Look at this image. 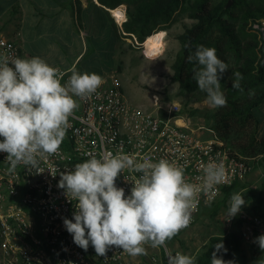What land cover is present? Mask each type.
<instances>
[{
	"label": "clouds",
	"instance_id": "obj_1",
	"mask_svg": "<svg viewBox=\"0 0 264 264\" xmlns=\"http://www.w3.org/2000/svg\"><path fill=\"white\" fill-rule=\"evenodd\" d=\"M259 24H264V19L254 27ZM188 61L195 62L192 79L206 93L205 103L214 109L226 106L221 79L229 66L217 56L216 49L198 45ZM71 73L62 86L56 69L39 56L11 61L0 57V152L7 153L9 171L23 164L41 172L37 157L58 150L69 127V117L78 108L74 96L83 99L102 84L95 72L81 74L73 68ZM231 79L232 87L242 92L241 73L233 72ZM124 169L140 173L127 196L125 189L116 184ZM202 173L201 183H190L184 168L165 158L153 162L145 157L137 162L119 152L92 156L74 169L60 172L58 187L65 190L70 202H76L73 218L65 217L64 225L77 246L87 251L91 243L97 256H105L111 246L132 256L146 255L145 244L164 246L189 225L197 197L203 193L211 199L216 186L226 179L223 162L209 161L202 166ZM247 203L244 194L233 193L226 219L237 216ZM254 243L264 252V234L257 236ZM214 247L211 264H236L235 260L223 258L222 250L227 252L223 239ZM195 261V256L181 252L168 256V264ZM255 264H264V256Z\"/></svg>",
	"mask_w": 264,
	"mask_h": 264
},
{
	"label": "built area",
	"instance_id": "obj_2",
	"mask_svg": "<svg viewBox=\"0 0 264 264\" xmlns=\"http://www.w3.org/2000/svg\"><path fill=\"white\" fill-rule=\"evenodd\" d=\"M122 8L125 18L116 20L120 24L127 19ZM0 57L11 61L36 56L29 55L16 37L8 38L0 32ZM44 60L56 69L62 86L66 85L74 65L64 67ZM111 77L108 83L102 79L90 96L83 99L74 96L78 108L69 117V127L58 150L37 157L41 172L23 164L9 171L7 153L0 152V264H121L132 257L116 246H111L105 256H97L91 243L85 251L73 242L64 225L65 217L73 218L76 202H70L65 190L58 187L60 172L72 170L92 156L100 158L119 152L137 162L145 157L153 162L165 158L184 168L187 182L197 184L201 183L203 165L209 161L223 162L225 182L216 186L211 199L203 193L197 197L190 223L180 231L196 223L204 208L218 199L225 186L252 171L255 156L215 137L212 128L207 129L213 135L203 137V127L191 125L180 102L164 101L155 93L151 108L136 105L125 95L118 77L115 74ZM139 175L124 169L116 184L125 189L127 196ZM236 219L240 220L239 231L244 241L252 243L264 234L261 216L242 209L227 222L232 224ZM164 246L167 249L166 243ZM144 247L153 248L150 244Z\"/></svg>",
	"mask_w": 264,
	"mask_h": 264
},
{
	"label": "trees",
	"instance_id": "obj_3",
	"mask_svg": "<svg viewBox=\"0 0 264 264\" xmlns=\"http://www.w3.org/2000/svg\"><path fill=\"white\" fill-rule=\"evenodd\" d=\"M86 1L84 5L82 0H23L22 5L27 6L28 24L41 35L42 42L39 48L34 46L26 52L64 67L74 65L81 74L95 72L101 77L122 67L120 55L126 51L122 40L130 39V44L140 45L148 36L167 30L174 21L186 16L192 21H184L183 32L176 36L180 49L172 64L171 80L178 82L181 93L188 92L196 98L206 97L192 79L195 62H189L188 56L201 44L215 48L217 56L228 64L229 69L221 79V90L227 104L212 112L210 127L214 136L247 155L254 156L264 151V134L258 136L260 118L256 112L264 102V36L260 24L254 27L264 19V0ZM122 4L126 6L127 19L119 25L111 9ZM20 6L19 3L13 4L11 11L16 12ZM39 26L41 28L37 30ZM21 36L20 31L16 39ZM235 71L243 77L242 92L232 87L231 77ZM238 186L240 180L225 186L221 193L223 198L210 207L229 206L231 195ZM247 189L241 194L252 198L249 210L264 218V181L259 187ZM242 209L246 207L242 206ZM236 222L240 225L239 219ZM220 239L227 249L226 253L222 250L225 260L246 264L247 260L238 253L243 240L239 230L212 235L196 253L195 264H211V254ZM165 264L168 263L165 261Z\"/></svg>",
	"mask_w": 264,
	"mask_h": 264
},
{
	"label": "rangeland",
	"instance_id": "obj_4",
	"mask_svg": "<svg viewBox=\"0 0 264 264\" xmlns=\"http://www.w3.org/2000/svg\"><path fill=\"white\" fill-rule=\"evenodd\" d=\"M21 4L16 8V12L11 11L13 4ZM23 0H0V32L8 38L16 37L22 32V38L17 39L24 49L29 52L35 47L42 45L41 35L28 24L27 6H23ZM23 6V7H22ZM120 7L126 8L125 4ZM116 20V19H115ZM190 23L192 20L186 16L181 20H176L165 30L164 45L162 52L157 57L147 54L144 42L140 45L130 44V39L122 40L125 52L121 53V68L114 69L111 72L101 76L106 83L111 81L112 74L118 77L123 90L130 102L143 107L151 108L153 106V94L157 93L164 101L176 100L181 103L184 113L188 117L192 126L203 127L202 136L211 137L212 112L214 108L209 107L205 101L206 97L196 98L195 95L188 92H180L178 82L171 80L173 74L172 64L176 54L180 49V42L176 37L178 33L183 32V22ZM41 26L37 30H39ZM256 157L254 167L250 173L240 179V186L234 192H245L247 188H256L264 181V151L254 155ZM245 186L246 188H244ZM224 195H220L216 200L218 204ZM248 202L244 207L249 210L253 203L249 195L244 196ZM228 206L225 204L219 207H207L203 214L199 215L196 223L189 228L179 231L178 236L166 241L165 246L147 249L146 255H137L128 258L121 264H165L168 261V252L173 255L177 252L195 256L201 250V247L208 241L212 235L227 234L230 231L239 230L236 221L232 224L227 222L226 212ZM217 210L216 212H214ZM250 211V210H249ZM251 212V211H250ZM249 251L246 264H255V261L264 255V252L254 242L241 244L238 251L240 257L246 256L242 252ZM258 254L259 256H256ZM154 258H157L156 262Z\"/></svg>",
	"mask_w": 264,
	"mask_h": 264
},
{
	"label": "bare ground",
	"instance_id": "obj_5",
	"mask_svg": "<svg viewBox=\"0 0 264 264\" xmlns=\"http://www.w3.org/2000/svg\"><path fill=\"white\" fill-rule=\"evenodd\" d=\"M118 8H122V7H118ZM114 18H116V20L118 19L117 21H121L122 19L125 18V12L124 15L116 14V17L114 16ZM165 34H166L165 30H160L147 37L144 45L148 55L152 57H157L162 52Z\"/></svg>",
	"mask_w": 264,
	"mask_h": 264
},
{
	"label": "crops",
	"instance_id": "obj_6",
	"mask_svg": "<svg viewBox=\"0 0 264 264\" xmlns=\"http://www.w3.org/2000/svg\"><path fill=\"white\" fill-rule=\"evenodd\" d=\"M82 2H83L84 5L87 4V1L86 0H82ZM111 13H112V16L114 14L115 17H116V14H123L124 15V12H123V9L122 8L111 9ZM117 23L119 25H121L119 22H117ZM256 112H257V114H258V116L260 118V127H259L258 136L261 137L264 134V102L256 109ZM245 243H248V242L242 240L243 246H244ZM243 253L246 254V256L244 255L242 257L243 259H247V257L250 256V252L249 251L242 252V254ZM256 256H259V255L256 254ZM262 256H264V255H262Z\"/></svg>",
	"mask_w": 264,
	"mask_h": 264
},
{
	"label": "water",
	"instance_id": "obj_7",
	"mask_svg": "<svg viewBox=\"0 0 264 264\" xmlns=\"http://www.w3.org/2000/svg\"><path fill=\"white\" fill-rule=\"evenodd\" d=\"M230 3H231V1H230ZM230 3H229V4H230ZM259 28H261V30L263 31V36H264V24H260V25H259Z\"/></svg>",
	"mask_w": 264,
	"mask_h": 264
}]
</instances>
